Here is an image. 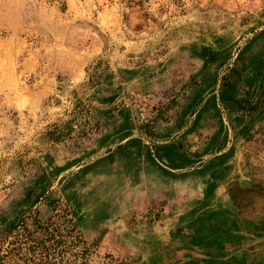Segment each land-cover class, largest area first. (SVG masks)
<instances>
[{"label": "rangeland", "instance_id": "1", "mask_svg": "<svg viewBox=\"0 0 264 264\" xmlns=\"http://www.w3.org/2000/svg\"><path fill=\"white\" fill-rule=\"evenodd\" d=\"M59 200L90 264H264V0H0V256Z\"/></svg>", "mask_w": 264, "mask_h": 264}, {"label": "trees", "instance_id": "2", "mask_svg": "<svg viewBox=\"0 0 264 264\" xmlns=\"http://www.w3.org/2000/svg\"><path fill=\"white\" fill-rule=\"evenodd\" d=\"M6 244L0 260L12 264H90L92 253L74 213L61 200L9 228Z\"/></svg>", "mask_w": 264, "mask_h": 264}]
</instances>
